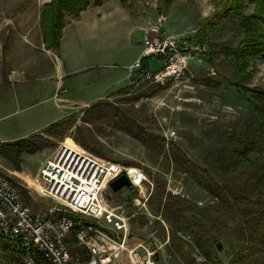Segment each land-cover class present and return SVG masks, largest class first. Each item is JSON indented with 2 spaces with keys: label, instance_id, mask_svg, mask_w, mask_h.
<instances>
[{
  "label": "rangeland",
  "instance_id": "1",
  "mask_svg": "<svg viewBox=\"0 0 264 264\" xmlns=\"http://www.w3.org/2000/svg\"><path fill=\"white\" fill-rule=\"evenodd\" d=\"M125 3L128 6L125 7L121 0H107L101 8L92 7L89 10L91 17L86 14L84 17L87 35H78L77 44L67 49L45 51L40 55L45 48L40 28L44 0H0V141L15 140L43 130L71 113L78 114L86 104L103 99L137 111L139 122L149 131L177 143L191 159L214 171L212 154L221 145L219 133L228 129L231 121L243 119L249 110L243 98L244 90L232 84L239 80L233 68L228 63H220L222 56L217 58L216 65L207 63L202 53L186 41L194 36L201 17L213 12L214 0H175L171 5L165 0H125ZM253 10L254 4H250L246 13ZM261 23L264 24V20ZM8 25H12V31ZM135 25L145 28L158 25L165 37L183 42L182 53L187 62L184 73L178 79L165 77V88L155 93L153 91L158 89L156 79H147L137 70L130 69L143 55L145 47L142 40L135 37ZM9 34L11 51L6 58L4 42ZM233 35L228 27L220 28L212 34L211 40L235 43ZM4 64L8 72L7 83L3 82ZM163 65V59L156 54L149 58L151 71H157ZM71 68L74 71H70ZM248 70L253 74L244 81V86H263L264 58L253 61ZM60 76L63 81L60 88L67 90L61 94L67 98L62 102L55 97ZM207 77L212 79L209 84L205 82ZM126 85H131L128 91L120 90ZM177 89H180V98L176 97ZM145 116L148 118L143 120ZM77 122L82 123L79 116ZM100 124L106 130L100 132L98 138L108 157L99 156L110 160L131 159L138 165L126 166L142 174L137 190L121 193L108 188L106 191L115 203L128 199L129 212L131 209L150 212L131 215V244L143 243L158 249V264H183L167 248L169 240L163 233L167 221L148 202L154 191L149 172L160 174L170 191L199 205L211 203L213 197L184 172L167 165V142L159 153L156 148L148 149L137 138L112 127L107 120ZM67 137L73 140L71 136ZM67 137L58 141L55 148L25 155L21 170L0 156V171L29 188L35 210L53 201L29 187L26 180L33 182L31 178L41 164L54 155ZM141 215L146 218L143 224ZM157 219L164 226L157 223ZM215 233L218 234L216 230ZM218 243L221 246L217 247V264H236L232 263L233 250L229 242L219 237ZM191 252L197 256V261L201 259L195 251ZM0 264L7 263L0 257Z\"/></svg>",
  "mask_w": 264,
  "mask_h": 264
},
{
  "label": "trees",
  "instance_id": "2",
  "mask_svg": "<svg viewBox=\"0 0 264 264\" xmlns=\"http://www.w3.org/2000/svg\"><path fill=\"white\" fill-rule=\"evenodd\" d=\"M106 1L45 0L40 14L44 47L58 50L66 23L79 19L85 9ZM121 1L125 7L128 6L125 0ZM174 1L165 0V3L171 5ZM214 4L213 12L201 17L194 36L186 41L195 46V50L200 51L204 60L211 65H216L217 58L222 56L220 63H228L239 77L232 84L244 90L243 98L249 107L243 119L231 121L230 128L219 133L221 145L212 154L214 171L191 159L177 143L166 141L164 136L149 131L139 122L137 111L103 99L85 106L78 114L71 113L54 121L43 130L15 140L0 141V156L15 169L21 170L25 155L55 148L58 141L71 136L86 150L108 157L98 138V134L106 130L100 124L103 120L137 138L146 148H156L159 153H162L167 142V165L184 172L213 197L211 203L199 205L170 191L166 180L148 169L154 183V191L148 202L168 223L163 233L167 235L168 231L167 248L170 253L183 264H217L218 239L223 237L233 250L232 263L264 264V85L244 86V81L253 74L248 70L250 64L264 58V24L261 23L264 20V0H214ZM250 4H254V10L246 13ZM8 26L12 31V25ZM225 27L233 31L235 43L231 40L227 43L211 40L212 34ZM10 36L4 42L6 58L11 51ZM153 55L142 57L143 69H149V58ZM157 56L164 59L163 55ZM7 73L4 64V83L9 82ZM211 80L207 77L205 82L209 84ZM156 85L158 89L154 93L166 86L160 82ZM130 88L131 85H126L120 90L128 91ZM78 116L82 123L77 122ZM114 160L125 165H138L131 159ZM10 180L18 188L23 201L35 209L28 189L12 178ZM141 217L143 224L146 218L144 215ZM156 222L163 225L160 219ZM74 233L75 230H72L67 236L70 252L85 260L87 251L77 244ZM191 250L201 257L199 261ZM0 257L7 264H22L16 245L1 232Z\"/></svg>",
  "mask_w": 264,
  "mask_h": 264
},
{
  "label": "built area",
  "instance_id": "3",
  "mask_svg": "<svg viewBox=\"0 0 264 264\" xmlns=\"http://www.w3.org/2000/svg\"><path fill=\"white\" fill-rule=\"evenodd\" d=\"M141 39L143 55L130 69L162 84H166L165 77H181L187 64L183 42L165 37L158 25L144 28ZM151 54L164 56L161 69L142 68V57ZM61 92L66 89L57 88L55 97ZM176 97L180 98V89ZM134 170L78 145L61 143L34 176L36 190L53 201L36 210L23 201L16 185L0 171V232L16 245L22 264H158V249L131 244L132 214L150 212L135 209L130 214L128 199L115 203L106 194L110 182L121 174L132 183V187L120 189L121 193L140 188L141 173ZM72 230L77 244L87 251L85 260L70 252L67 236Z\"/></svg>",
  "mask_w": 264,
  "mask_h": 264
},
{
  "label": "crops",
  "instance_id": "4",
  "mask_svg": "<svg viewBox=\"0 0 264 264\" xmlns=\"http://www.w3.org/2000/svg\"><path fill=\"white\" fill-rule=\"evenodd\" d=\"M107 2V1H106ZM104 4V3H103ZM103 4L102 5H99V6H94V7H97V8H101L102 6H103ZM92 7H89V8H87V9H85L84 11H82L81 12V16H80V18L79 19H74V20H71L70 22H67L66 23V25H65V27H64V29H63V35H62V38H61V43H60V47H59V50H64V49H67V47H69L70 45H73L74 43L75 44H77V39H78V35H81V37H84V35H87L88 34V29H86L85 27H84V22H85V14L86 15H88L89 16V10L91 9ZM91 17V14H90V16H89V18ZM143 28H145V27H143V26H139V25H135V26H133V30H134V33L136 34V38L138 39V40H142L141 39V37H142V35H141V31H143ZM90 32V31H89ZM51 49H46V48H43V51L40 53V55L43 53V52H45V51H50ZM79 50H80V48H79ZM81 51H82V49H81ZM51 52V51H50ZM63 64H66V61L65 62H63ZM59 65H61V63L59 64ZM64 67H66L65 65H64ZM70 71H74V69L73 68H71L70 69ZM62 75V74H61ZM63 84V81L61 80V76H60V79H58V81H57V85H56V91H57V88H59L61 85ZM67 91V90H66ZM66 92H61L60 93V95H59V97H56L57 99H60L61 100V102L62 101H65L67 98H64V97H62V95L61 94H65ZM86 106H87V104H86ZM89 106V105H88ZM84 108V107H83ZM10 177V176H9ZM32 179V183H29V181L28 180H26L27 181V183L29 184L28 186L29 187H33L34 189H36L37 187H36V185H35V183H34V178L32 177L31 178ZM24 186V185H23ZM25 187V186H24ZM26 188H28L27 186H26ZM29 189V188H28ZM30 193H31V191H30ZM131 243H132V240H131Z\"/></svg>",
  "mask_w": 264,
  "mask_h": 264
},
{
  "label": "water",
  "instance_id": "5",
  "mask_svg": "<svg viewBox=\"0 0 264 264\" xmlns=\"http://www.w3.org/2000/svg\"><path fill=\"white\" fill-rule=\"evenodd\" d=\"M142 33H143V31H141V35H142ZM135 36H136V34H135ZM124 186L132 187V183L126 174H121L119 177L112 180L109 184V188H111L115 192L119 191ZM220 246H221V244L218 243L217 247L219 248ZM155 259L157 261L160 259V253L159 252L156 253Z\"/></svg>",
  "mask_w": 264,
  "mask_h": 264
},
{
  "label": "bare ground",
  "instance_id": "6",
  "mask_svg": "<svg viewBox=\"0 0 264 264\" xmlns=\"http://www.w3.org/2000/svg\"><path fill=\"white\" fill-rule=\"evenodd\" d=\"M64 142H65V144L70 145V146H74V147L77 146V144L70 137H67Z\"/></svg>",
  "mask_w": 264,
  "mask_h": 264
}]
</instances>
